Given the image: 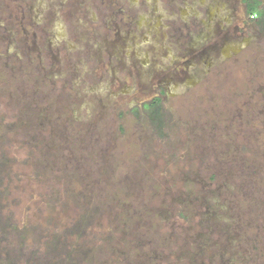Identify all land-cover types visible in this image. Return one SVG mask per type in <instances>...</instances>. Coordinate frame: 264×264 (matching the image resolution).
Returning <instances> with one entry per match:
<instances>
[{
	"label": "rangeland",
	"instance_id": "rangeland-1",
	"mask_svg": "<svg viewBox=\"0 0 264 264\" xmlns=\"http://www.w3.org/2000/svg\"><path fill=\"white\" fill-rule=\"evenodd\" d=\"M205 1L0 0L3 214L83 216L86 264H264V29L235 22L223 57ZM162 82L163 135L141 106Z\"/></svg>",
	"mask_w": 264,
	"mask_h": 264
},
{
	"label": "trees",
	"instance_id": "trees-1",
	"mask_svg": "<svg viewBox=\"0 0 264 264\" xmlns=\"http://www.w3.org/2000/svg\"><path fill=\"white\" fill-rule=\"evenodd\" d=\"M250 10L257 12L254 5ZM259 21L264 29V12ZM143 110L148 112L156 131L163 135L167 117L161 99L157 97L145 103ZM7 162L6 156H0V183L6 173ZM1 194L0 191V197ZM2 206L0 198V264H86L90 259V255H84V247L79 241L85 235L83 216L61 233L50 236L33 232L36 228L33 225L20 226L13 215L3 214ZM70 236H76L77 240L72 241Z\"/></svg>",
	"mask_w": 264,
	"mask_h": 264
},
{
	"label": "flooded vegetation",
	"instance_id": "flooded-vegetation-1",
	"mask_svg": "<svg viewBox=\"0 0 264 264\" xmlns=\"http://www.w3.org/2000/svg\"><path fill=\"white\" fill-rule=\"evenodd\" d=\"M205 1V0H203ZM215 0H207L205 2H203V5L206 7V15L204 16L201 14H195L196 18H198V21L200 24L209 27H212V30L214 31L213 33H211V36H221L223 33L225 34L224 37H222V41H224L223 45V51L221 53V56L223 57H228V55H232L233 53L237 52L240 50L241 47H243V45L246 43L247 38L249 35H244L245 34V30L244 27H239V25L236 26V31L239 32L237 39L234 38L232 39L230 36H228V29L232 28L236 23H238V20H243V22H253L255 24V26L258 27V29H262L261 24L259 23V19L262 17V14L264 12V1L263 0H242L243 4H244V15L242 14H238L236 13V10L238 11V6H231L229 7V4H225L222 3L221 5H215L214 2ZM218 1V0H217ZM220 1V0H219ZM254 5L257 8V12L256 13H252L250 10V7ZM241 16V17H240ZM213 23V24H212ZM263 23V21H262ZM199 24V25H200ZM204 29H199V31L197 33L194 32L195 35L199 36V38L197 39L198 42L202 41V36L204 35H208L207 33L205 34ZM201 33L202 36H200ZM251 34V33H250ZM194 38V36H193ZM234 40V41H233ZM202 43V42H201ZM185 47V45L183 43H181L180 48ZM191 59H189L190 61ZM214 63V61H207V67L211 68V66H213L212 64ZM199 80H195L192 77H189L186 81L185 84L188 85H194L198 82ZM175 84H179V83H175ZM160 88V95L155 96L154 98H152L149 101H145L141 104L142 108L143 105L146 103L151 102L152 100L156 99L157 97L161 99V102L164 105L166 104L165 102V95L167 96L168 93H172L170 92V90L172 88H174V86H167V84L165 82H162L159 86ZM165 110V107H164ZM149 119V121L151 122V118L149 117V115H146ZM152 123V122H151Z\"/></svg>",
	"mask_w": 264,
	"mask_h": 264
}]
</instances>
